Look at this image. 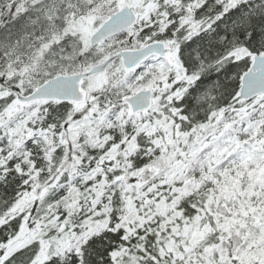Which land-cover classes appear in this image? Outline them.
<instances>
[{
	"label": "snow or ice",
	"instance_id": "1",
	"mask_svg": "<svg viewBox=\"0 0 264 264\" xmlns=\"http://www.w3.org/2000/svg\"><path fill=\"white\" fill-rule=\"evenodd\" d=\"M0 264H264V0H0Z\"/></svg>",
	"mask_w": 264,
	"mask_h": 264
}]
</instances>
